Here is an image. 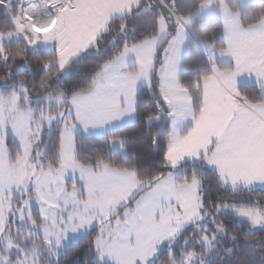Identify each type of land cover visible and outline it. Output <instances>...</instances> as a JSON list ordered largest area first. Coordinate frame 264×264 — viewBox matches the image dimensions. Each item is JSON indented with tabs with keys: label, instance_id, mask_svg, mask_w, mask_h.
<instances>
[{
	"label": "snow or ice",
	"instance_id": "snow-or-ice-1",
	"mask_svg": "<svg viewBox=\"0 0 264 264\" xmlns=\"http://www.w3.org/2000/svg\"><path fill=\"white\" fill-rule=\"evenodd\" d=\"M214 12L221 43L190 32ZM90 50V78L62 80ZM0 68V264H264V0H0ZM162 117L160 171L103 154Z\"/></svg>",
	"mask_w": 264,
	"mask_h": 264
},
{
	"label": "trees",
	"instance_id": "trees-1",
	"mask_svg": "<svg viewBox=\"0 0 264 264\" xmlns=\"http://www.w3.org/2000/svg\"><path fill=\"white\" fill-rule=\"evenodd\" d=\"M179 4L183 5L184 13L191 12L194 8H197L199 5V0H179ZM113 24L118 27L119 20L114 19ZM190 31H194L201 35H207L209 37L216 35L217 43L222 42L221 34L224 31V22L219 17H210V18H199L196 17L193 21L192 28ZM131 33L129 34V38H131ZM110 34H104V39L101 43V47L108 48V54H111V47L108 46V40L110 39ZM195 42V38L191 37L189 40V44L192 45ZM117 43H121L117 41ZM103 57H96L94 55V50H90V52L86 55V58L83 62L76 64L71 71H66L65 74H62L61 79L66 80L69 78H75V82L78 84H82L84 81L90 78L91 70L97 60L102 59ZM81 69L80 72H77L76 69ZM3 69L0 68V72ZM21 75H25L26 78L33 80L34 82H39V77L41 72L38 67H34L33 71L25 73V72H18L13 79H19ZM194 73L189 68L188 71L181 73V78L183 80L190 79ZM12 81H0V85L3 84H10ZM138 95L141 97V100H146L151 105L152 97L151 94L148 93L144 87H142L138 91ZM163 118L159 122H153L151 126H145L144 122L139 118L132 123L126 124L121 128H118L115 131L118 134H126L128 137L127 140V147L126 149H113L111 146L109 150L103 152L104 155L110 160H113L120 164H135L138 174H143L145 171L156 172L161 170L160 161L162 159V153L164 148L166 147L167 139H168V130H169V123L166 125L165 129L160 133L157 137V133L159 131L160 125L163 121ZM153 133L156 134L157 142L153 144L152 142V135ZM58 135V128L52 130V132L47 135L46 141H48L49 145H51L53 139ZM80 135H83L81 133ZM107 134L102 135H93L92 140H95L97 143L95 145H90V147H99V143L107 138ZM85 142L89 143L88 138H85ZM88 149H83L82 154L87 152ZM51 154V148L49 149ZM192 167L191 162H189L190 170ZM179 174V173H178ZM214 187V185H213ZM213 199L215 196L213 195ZM229 226H235L238 224V221L235 218L228 219ZM83 243V241H81ZM244 246V241L241 240V247ZM216 250L213 249V253ZM213 253H209V264H216L218 261V257ZM242 253L239 250L234 249L232 259L240 256ZM161 258L167 256V249L162 246L161 248ZM65 264H74V260L72 257H69L65 260ZM225 264L227 262L225 261Z\"/></svg>",
	"mask_w": 264,
	"mask_h": 264
},
{
	"label": "crops",
	"instance_id": "crops-1",
	"mask_svg": "<svg viewBox=\"0 0 264 264\" xmlns=\"http://www.w3.org/2000/svg\"><path fill=\"white\" fill-rule=\"evenodd\" d=\"M221 19H222L223 22H224V31H225L226 27L229 26V22H228L227 20H225L224 18H221ZM224 31H223V32H224ZM189 40H190V39H189ZM142 87H143V85H141V86L139 87L138 91H139ZM135 120H136V118H134V119H125L122 123H117V124H115L113 130H116V129H118V128H121V127H123V126L126 125V124L132 123V122H134ZM53 127H54L53 129H55L57 126L54 125ZM107 133H108V132H106V131H97V132H95L93 135H102V134H107ZM47 135H48V133L44 136L45 140H46ZM115 149H121V148L119 147V145H116V146H115Z\"/></svg>",
	"mask_w": 264,
	"mask_h": 264
},
{
	"label": "rangeland",
	"instance_id": "rangeland-1",
	"mask_svg": "<svg viewBox=\"0 0 264 264\" xmlns=\"http://www.w3.org/2000/svg\"><path fill=\"white\" fill-rule=\"evenodd\" d=\"M225 2H226V0H225ZM180 6H181V8L183 9V5H180ZM197 9H198V7H197V8H194L191 12H196ZM185 14H187V13H185ZM196 17H199V18H210V17H219V18H222L221 15L219 14V12H214V13L205 14V15H197ZM196 17H194V20H195ZM194 20H193V21H194ZM225 20H226V19H225ZM190 32H191V31H190ZM190 38H191V36H190ZM3 86H5V84L0 85V87H3ZM53 128H54V127H53ZM53 128H52V129H48V128H46L45 131H44V134H43V135L45 136L47 133H48V135H49V134L52 132ZM115 146H116V145L112 146L114 150H115ZM122 150H124V149H122Z\"/></svg>",
	"mask_w": 264,
	"mask_h": 264
},
{
	"label": "water",
	"instance_id": "water-1",
	"mask_svg": "<svg viewBox=\"0 0 264 264\" xmlns=\"http://www.w3.org/2000/svg\"><path fill=\"white\" fill-rule=\"evenodd\" d=\"M168 119L166 117L163 118V121L160 125L159 131L157 133V137L160 135V133L165 129L166 125L168 124Z\"/></svg>",
	"mask_w": 264,
	"mask_h": 264
}]
</instances>
